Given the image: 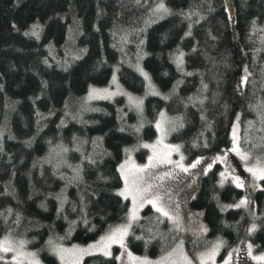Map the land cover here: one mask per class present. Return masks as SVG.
I'll return each instance as SVG.
<instances>
[{
    "label": "trees",
    "instance_id": "trees-1",
    "mask_svg": "<svg viewBox=\"0 0 264 264\" xmlns=\"http://www.w3.org/2000/svg\"><path fill=\"white\" fill-rule=\"evenodd\" d=\"M160 3L171 14L156 13ZM37 24L39 38L30 35ZM137 64L162 93L146 98L142 119L124 96L88 99L116 71L128 92L144 96ZM161 114L183 124L170 140L189 162L229 149L238 124L242 150L264 164V0H0V240L10 233L44 263L60 264L49 240L88 244L127 220L119 166L125 149L157 137ZM148 155L137 152L140 162ZM247 187L257 212L252 239L264 251V179ZM242 196L222 163L201 178L192 207L203 213L208 241L224 239L228 250L237 243ZM177 234L147 206L128 246L155 258ZM118 253L84 264H118Z\"/></svg>",
    "mask_w": 264,
    "mask_h": 264
},
{
    "label": "rangeland",
    "instance_id": "rangeland-1",
    "mask_svg": "<svg viewBox=\"0 0 264 264\" xmlns=\"http://www.w3.org/2000/svg\"><path fill=\"white\" fill-rule=\"evenodd\" d=\"M114 75L116 77V83H113L111 79V82L108 86L93 88L98 90L108 89L111 92H117V85H119L120 92L117 95H114L111 98H101L100 95H94L91 99H89L88 95V99L90 101L114 100L120 96H124L127 103L132 107V109L140 117V119H142L144 115V102L146 98L148 96L157 95L151 94L148 81H146L147 91L144 96L130 93L121 84L117 71L114 73ZM151 84L153 85L152 81ZM155 89L160 93V95L162 94L161 91H159L156 87ZM125 93L131 95L134 98L143 100L142 113L138 112L135 106L129 102L128 95H125ZM163 120L167 121V123H162L160 130H158L156 127L158 135L153 141L142 142L137 148L129 149L130 153L128 152V155L125 160L128 162L125 171L131 170L132 172H135L134 166L143 167L149 163V158L152 157V163L154 166L149 167L144 173L137 174L143 176L148 183L153 185V191L158 192L162 202L169 201L173 197L170 206L166 207V210L169 211L170 214L179 218L183 230L178 229L175 225L178 232L176 243H174L171 248L163 254L152 258L147 255L134 254L129 248L128 237L132 231L135 222L138 219L132 221V227L129 229V234L124 240L125 247L122 248L119 244H112L110 249L112 255H114L115 248H119V253L117 254V257H119V259L117 258L118 264H141V261H143L145 258L147 259V261L151 262V264H157V262L161 261L162 257H167V260L163 261V264H187V261H191V264H201V255L212 249L213 245H215L218 241H223L224 243L219 248L217 254L213 259L206 260V264H224V262L228 260L229 254H231V260H228V264H264V261H258L253 259L254 256L264 255V251L259 250V248L255 245L252 239V236L256 230L257 212L256 205L252 201L251 192L247 187V184L248 186L252 187L254 185L257 186V184H259L263 179H260L258 176H254L251 172L247 171L248 168L254 167L257 162H254L253 159L243 161L240 159V156L232 150L234 146H238L239 150L245 153L241 148L242 132L240 126L238 124H235L233 127L232 146L229 149H226L225 151L219 154L199 158L201 160V163L197 165L196 168H191L189 166L196 160L193 162H189L183 151V147L180 144H175L171 142L170 140L171 134L174 131L172 129V122L176 121L177 124H179V122H177L176 119L170 118L168 116H163ZM161 121L162 117L159 118L158 122ZM234 128L236 134L235 142L233 139ZM144 144H148L151 147L147 148L149 150L147 160L145 162H140L137 158V152L141 148H145L143 147ZM173 145H180L179 152L174 151L170 147ZM181 155H183L184 157L182 161ZM218 157L220 159H217ZM168 159L175 163H158V161H166ZM125 161L123 162V164L125 163ZM216 163H222L224 168L228 170V176L237 186L238 183L242 182V186L238 187L243 189V196L238 202L234 203V206L240 205L239 207L245 210L246 226L241 236L239 237L237 243L230 250H228L227 242L224 239H216L214 241L207 240L208 227L203 218V213L202 211L196 210L192 207V200L198 192L201 178L204 177ZM176 164H182L184 167H188L189 171H183V169L181 167H177ZM209 164L211 165V167H208ZM260 165L264 166L263 163H260ZM165 173H168V175H165ZM123 187L120 190H122ZM128 200H130L132 209L131 196H129ZM147 206L152 205L146 203L143 208H140L138 210V217H140L142 211ZM128 219L129 215L127 217V220L114 226L113 228L128 223ZM171 222L173 223V221ZM200 225H203L207 229V231L199 230ZM253 225H255V230H251L253 228ZM100 238L84 245H63L59 243L56 244H59L66 249H72L74 245L79 246L80 248H87L88 245L97 243ZM181 241H183L182 245L180 244ZM249 244L252 245L251 255L248 254ZM25 250L28 252H35L28 249L26 246ZM128 253H131L132 257H139L140 260H133L131 257H129ZM169 253H171V256H169ZM93 255L103 254L97 251L95 252V254L92 255L85 254L81 256L78 253H73L70 251L68 253H65L63 260H61L57 255L56 256L59 259L60 264H84L85 258ZM13 256L14 253L12 252H0V264H16V261L13 260ZM185 256L187 257V261L184 259ZM37 259H39L40 264H46L43 262V260L39 258L38 255ZM25 264H27V261H25Z\"/></svg>",
    "mask_w": 264,
    "mask_h": 264
},
{
    "label": "snow or ice",
    "instance_id": "snow-or-ice-1",
    "mask_svg": "<svg viewBox=\"0 0 264 264\" xmlns=\"http://www.w3.org/2000/svg\"><path fill=\"white\" fill-rule=\"evenodd\" d=\"M154 11L156 13H160L162 15H169L171 14L170 9H168L164 3H160ZM192 15V13L189 14V18ZM255 24V22H253ZM39 30L40 26L33 25L32 31L30 35L35 36L39 38ZM190 34V33H188ZM25 35H29V33H25ZM195 50V49H193ZM184 53L180 52L179 56L176 57V63L178 68H182L184 63ZM137 71L140 72V74L145 78L146 81L149 83V89L151 94L153 95H160V93L155 89V87L151 84V79L149 77V74L139 65H136ZM118 70V69H117ZM245 73H247V69H245ZM187 75H192V73H187ZM244 80H247V75H245ZM112 82L116 83V77L115 75L112 78ZM47 86V85H45ZM204 88H207V85H204ZM120 92L119 85H117V92H111L108 89H102L98 90L95 88H92L90 90L89 99L93 98L94 95H100L101 98H111L114 95H117ZM129 102L132 103L135 108L138 110V112H143V100L137 99L132 97L129 94ZM166 99V97H165ZM201 103L203 101H200ZM39 115V113H38ZM162 121L158 122L156 124V127L158 130L161 129L162 123H167V121L163 120V114ZM179 120V118H177ZM239 120V117H237V121ZM63 123V122H62ZM174 127L173 130H175L176 122H172ZM143 125L141 124L140 127ZM180 127H183V124H179ZM140 127L136 128V131H140ZM123 131V129H121ZM233 139L234 142L236 140V134H235V128L233 131ZM195 146V145H194ZM205 147H207V143L205 142ZM143 147L148 148L151 147L148 144H144ZM174 151L179 152L180 145H173L170 146ZM2 150V149H0ZM237 153V155L240 156V159L243 161H248L250 159L249 155L247 153H243L239 150L238 146H234L232 149ZM61 151L66 152L67 149L62 148ZM126 152H128V149H125ZM184 159L183 155H181V161ZM217 159H220L219 157ZM164 162L173 164L175 162L171 161L170 159L166 161H158V163ZM89 163H95L94 160L89 158ZM127 161H125L124 164H121L119 166L120 175L124 180V187L122 190H120L117 195L123 197L125 200L131 196L132 200V209L129 214L128 223L120 225L116 228L111 229L107 234L104 236H101L100 240L95 244H90L87 246V248H80L79 246L74 245L72 249H66L62 247L59 244L54 243L52 240L48 241V244L51 247L52 252L57 255L61 260L64 259L65 253L73 252L78 253L79 255H92L95 254V252H101L105 257H111V246L112 244H119L122 248L125 247L124 240L129 234V229L132 227V221L139 219L138 217V210L140 208H143V206L147 204H151L152 207L156 210V212L161 213L163 216L168 217L169 220L173 221V223L177 226L178 229L183 230L179 218L170 214L169 211L166 210V207L170 206L171 201H161V197L159 196L158 192L153 191V185L148 183L143 176L138 175L137 173H144L149 167H153L152 163V157L149 158V163L143 167L134 166L135 172H132L131 170L125 171ZM201 163L200 159H197L195 162H193L189 167L196 168L197 165ZM177 167H181L183 171L188 172L189 168L184 167L182 164H176ZM208 167H211L209 164ZM76 171L77 178L80 177V171L81 169L77 167L74 169ZM247 171L251 172L254 176H258L260 179H264V166L260 165L259 161L254 167L248 168ZM165 175H168V173H165ZM221 176H224V173H221ZM223 183V181H221ZM238 186H242V182L238 183ZM59 199V197H58ZM139 202V203H138ZM64 201L61 200V209L63 208ZM43 207V205H41ZM240 205H236V207H239ZM9 213L11 212V209L8 210ZM0 215H3V213H0ZM16 223H19V217H17ZM85 223L87 224V221L85 220ZM199 230L207 231V229L203 226H199ZM251 230H255V225H253V228ZM140 237H137L139 239ZM28 243L26 240H14L11 238V234L5 236L3 240H0V252H12L14 253L13 260L16 261V264H25V261H27V264H40L39 259H37V254L35 252H28L25 250V246ZM224 242L218 241L215 245H213L212 249H210L208 252L201 255L200 260L201 264H206L207 259H213L215 255L217 254L219 248L222 246ZM180 244H183V241L180 242ZM248 254H252V245H248ZM129 257H131L133 260H140L139 257H132L131 253H128ZM169 256H171V253H169ZM119 259V257H117ZM184 259L187 261V257L185 256ZM253 259L258 261H264V255L262 256H254ZM167 260V257H162L161 261L157 262V264H163V261ZM228 260H231V254H229ZM228 260L224 262V264H228ZM141 264H151V262L147 261L145 258L143 261H141ZM187 264H191V261H187Z\"/></svg>",
    "mask_w": 264,
    "mask_h": 264
}]
</instances>
